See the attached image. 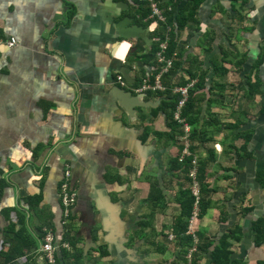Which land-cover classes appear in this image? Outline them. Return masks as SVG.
<instances>
[{
  "label": "crops",
  "instance_id": "obj_1",
  "mask_svg": "<svg viewBox=\"0 0 264 264\" xmlns=\"http://www.w3.org/2000/svg\"><path fill=\"white\" fill-rule=\"evenodd\" d=\"M238 10L243 21L234 20ZM125 16L133 17L126 25L149 26L136 0H0V264H42L47 226L56 232L58 264H171L180 253L173 159L183 127L174 133L167 124L161 93H136L115 81L119 73L126 78L125 67L132 85L154 71L129 57L134 45L150 47L122 37ZM196 16L179 34L181 63L172 82L195 85L205 76L190 125L199 131L192 151L212 189L199 229L216 240L239 230L233 248L256 264L264 259V244L253 241V222L264 216V59L248 73L264 54V0H202ZM247 74L262 80L250 97ZM119 89L131 92L128 106ZM63 163L77 191L68 236L59 196ZM156 178L168 207L153 227L141 226ZM11 225L25 227L34 242L7 261ZM172 232L174 239L162 241Z\"/></svg>",
  "mask_w": 264,
  "mask_h": 264
},
{
  "label": "trees",
  "instance_id": "obj_2",
  "mask_svg": "<svg viewBox=\"0 0 264 264\" xmlns=\"http://www.w3.org/2000/svg\"><path fill=\"white\" fill-rule=\"evenodd\" d=\"M236 1V0H234ZM245 1V0H243ZM138 3L139 11H140V18L147 19L146 24L150 25L152 22L156 21L155 17H149L151 13L150 1L149 0H136ZM160 6L163 7L166 12V20L165 21H156V25L152 31V39H154L148 51H144V47L142 44H137L138 49L133 54L137 56L138 59H141L143 62H146L154 67V71L146 75V77L150 78V81L153 82L155 75L161 70L162 65L158 63L156 59V52L159 48L161 41L165 40L167 36H169V43L166 49L167 56L173 55V53H177L174 64L170 70L162 76V81L166 86L165 91H157L159 94L161 93L164 96L162 103L159 105V109H163L167 114V124L170 126L171 130L175 133L177 129L182 128L183 124L179 123L178 120L174 118V112L177 107L178 101L180 99L179 93H174L173 88L176 85H184L189 82L190 79L183 80L182 82L176 81V83L172 82V78H174L178 73V67L181 63L180 61V54L178 51L180 50V46L178 44V37L179 34L183 31V29L188 25L190 22L197 21V10L202 3V0H189L186 5H184L181 9L180 0H159ZM245 4V3H243ZM234 10H237L234 6ZM241 10V9H240ZM244 15L239 10L236 11L234 15V20L243 21ZM144 41V40H143ZM146 43V42H145ZM264 59V54L261 58L253 64L248 74L251 75V71H253L256 67L259 66V63L262 62ZM243 62V61H242ZM220 67L222 65H219ZM218 66V67H219ZM239 68V67H238ZM189 75L191 78L195 76V73L192 70H189ZM247 74V75H248ZM250 75L247 77V89L246 95L251 96L257 94L260 90V86L262 84L261 77L257 76L256 79L253 81L251 80ZM205 80L204 74L200 76V80L195 83L194 87L190 89L189 98L187 103L183 109L182 115L186 118V121L190 125H194L196 119L191 116V114L195 110L196 102L199 100L198 97L199 93H195L199 87L203 86V81ZM140 79H137V82H140ZM136 83V82H135ZM264 112V109H262ZM196 128L194 126L191 127L190 130V142H191V149L193 147L195 139H197ZM174 133H170V137L172 138ZM180 133H184V129L180 131ZM199 137V136H198ZM199 139L202 141L199 137ZM205 139V138H204ZM207 139V138H206ZM209 139V138H208ZM250 139V135L246 136V142ZM184 142L182 140V144H180V154L183 150ZM194 153V152H193ZM195 154V153H194ZM191 160L192 157H186L183 161H180L179 157L173 159L174 164L176 165L175 169L178 171L177 176L178 178V191H175V198L177 202L181 205V210L178 214L172 216L173 219V231L176 234V243L180 246V256L179 261L175 264H186L188 260L186 259V255L188 253L189 248H192L194 245L193 236L192 234H187L189 218L192 215L194 202L196 200V196L192 193L190 188L191 184V175H190V168H191ZM183 177L184 181L179 180ZM197 177L200 182V199H199V212L198 218L203 217L208 209L210 204L209 200L207 199L208 195L212 191L209 188L208 183L206 182V167L205 163H201L198 161V169H197ZM166 191L162 188L159 180L156 178L155 181L151 182V188L149 194L145 201L147 205L151 209V213L145 218L140 220L138 223L141 226H151L154 225V218L156 213L164 212L168 207V198H167ZM248 209H251L249 207ZM247 209V210H248ZM72 213L69 216L68 223L66 224V236L70 235L71 229L73 228L72 222ZM14 225H11L9 230H13L12 234V241L7 242L8 246L10 245L9 249L3 253L5 259L11 260L15 259L16 257L22 255L24 253L23 249L25 246H29L33 244L34 240H32L27 234L28 230L24 227L14 230ZM54 230V228L47 226ZM45 228L43 229L42 238L45 232ZM238 230V229H237ZM239 231V230H238ZM238 231H232L231 233H225L222 235L218 240L214 238H209V236L203 231H196L198 236V241L196 243V250L192 254V261L191 264H201V261L204 260L206 264H246L244 256L238 254V252L233 248V242L231 241L233 236L236 235L234 240H240V236H238ZM55 232V230H54ZM56 235V232H55ZM253 241L255 246H261L264 244V216L258 217L253 222ZM42 241V239H41ZM66 257L70 256V253L66 250L64 251ZM108 251L102 248V255H107ZM57 263H58V256L56 254ZM44 264V263H42ZM256 264H264V259H259Z\"/></svg>",
  "mask_w": 264,
  "mask_h": 264
},
{
  "label": "built area",
  "instance_id": "obj_3",
  "mask_svg": "<svg viewBox=\"0 0 264 264\" xmlns=\"http://www.w3.org/2000/svg\"><path fill=\"white\" fill-rule=\"evenodd\" d=\"M151 3V13L149 17H155L156 21H165L166 10L160 6L159 0H149ZM7 44L11 47L15 46L17 42L15 39H11L6 41ZM169 43V36L163 41H161L159 48L156 52V59L159 64L162 65L161 70L155 75L153 82L150 81L149 77H143L141 81L138 84H130L128 80L119 73L116 76L115 81L119 83L122 87L131 88L136 93H144L147 91H165L166 86L164 85L162 81V76L164 73H166L168 70H170L174 64V59L176 57V53H173L171 56H167L166 49L168 47ZM194 86V81L191 80L187 84L184 85H176L173 88V92L180 94V99L178 101L177 107L174 112V118L178 120L179 123L183 124L184 133L182 135V140L184 142L183 150L179 156L180 161H183L186 157H192L191 160V170L190 175L192 177L190 188L192 190V193L196 196V200L194 202V208L191 217L189 218L188 223V229L187 234H192L194 245L192 248H190L189 253L187 254V260L188 263L191 264L192 261V254L196 250V243L198 241V236L196 234V231H191V225L194 220L198 218V212H199V199H200V182L197 177V169H198V157L196 154L193 153L191 149V142H190V130L191 126L186 121V118L182 115L183 109L187 103V100L189 98L190 89ZM64 170H63V176L60 182L59 186V196L61 199V203L63 206V219L62 224L63 226L68 223L69 216L72 211V207L75 205L77 201V191L73 185L72 182V169H70V165L68 163H63ZM170 238H175V234L172 232L170 233ZM68 246V244H66ZM57 244H56V235L53 229L46 227L45 232L40 244V251H41V257L42 262L44 264H58L57 263Z\"/></svg>",
  "mask_w": 264,
  "mask_h": 264
},
{
  "label": "water",
  "instance_id": "obj_4",
  "mask_svg": "<svg viewBox=\"0 0 264 264\" xmlns=\"http://www.w3.org/2000/svg\"><path fill=\"white\" fill-rule=\"evenodd\" d=\"M132 22L133 21V17L131 16H125L122 18V20L120 21V27H121V35L122 37H124L125 39H131V38H134V39H137V38H142L145 42H146V45L150 46V41L149 40H153L149 35V31L151 29H153L156 25V21L152 22L148 27H143L139 24H130V25H126V22ZM138 47L137 46H132L131 47V53L132 55H130L129 57L132 58L131 60H133V62L136 64V65H139L142 60L141 59H138L137 56L133 55V53H135L137 51ZM144 67H146V65H144ZM132 70L128 67H125V69L122 71L125 75H126V78L128 80H130L131 82H134L133 81V78L130 77V73L129 71ZM128 71V72H127ZM120 92H119V96L120 98L122 99V104L123 105H126L128 106L130 103H131V97H128V94H130L128 91H123L121 89H119ZM140 209V207H139Z\"/></svg>",
  "mask_w": 264,
  "mask_h": 264
},
{
  "label": "rangeland",
  "instance_id": "obj_5",
  "mask_svg": "<svg viewBox=\"0 0 264 264\" xmlns=\"http://www.w3.org/2000/svg\"><path fill=\"white\" fill-rule=\"evenodd\" d=\"M150 7H151V3H150ZM194 81V80H193ZM198 218L196 219V220H194L193 221V223H192V225H191V231H197V230H199L200 231V229H199V224H198ZM197 229V230H196ZM169 236V235H168ZM166 237L167 239H163L162 241H169L168 240V238L171 240V239H173V238H170V236L169 237ZM162 237H164V235H162ZM179 256H180V254H178V255H176V259H174L173 261H171V264H175L176 262H178L179 261ZM201 264H206L205 263V261L204 260H202L201 261ZM252 264V263H251Z\"/></svg>",
  "mask_w": 264,
  "mask_h": 264
},
{
  "label": "clouds",
  "instance_id": "obj_6",
  "mask_svg": "<svg viewBox=\"0 0 264 264\" xmlns=\"http://www.w3.org/2000/svg\"><path fill=\"white\" fill-rule=\"evenodd\" d=\"M188 254V253H187ZM187 256V255H186ZM186 259H187V257H186Z\"/></svg>",
  "mask_w": 264,
  "mask_h": 264
}]
</instances>
